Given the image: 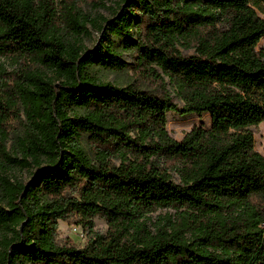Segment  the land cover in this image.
<instances>
[{
	"label": "trees",
	"instance_id": "obj_1",
	"mask_svg": "<svg viewBox=\"0 0 264 264\" xmlns=\"http://www.w3.org/2000/svg\"><path fill=\"white\" fill-rule=\"evenodd\" d=\"M118 2L97 22L74 4L0 0L11 66H0V264H264V157L251 131L264 122V0ZM87 26L100 35L91 51ZM115 40L171 92L161 79V95L104 81L131 70ZM169 112L207 114L210 127L176 142ZM160 209L176 215L150 229ZM73 216L89 231L102 217L107 234L60 246L57 224Z\"/></svg>",
	"mask_w": 264,
	"mask_h": 264
},
{
	"label": "rangeland",
	"instance_id": "obj_2",
	"mask_svg": "<svg viewBox=\"0 0 264 264\" xmlns=\"http://www.w3.org/2000/svg\"><path fill=\"white\" fill-rule=\"evenodd\" d=\"M100 5L98 8L96 0H53V2L56 5V8L58 10H62L64 6H70L71 4H74L82 14L87 16L91 20H95L97 22H100L101 18L110 20L113 18L112 13L114 11H118V5L120 3L118 0H98ZM122 9L126 10L125 14H128V8H126V5L124 4ZM121 9L119 10V12ZM131 22H137L139 19V10L136 7L131 8ZM259 17L264 18L263 14H259ZM88 30V36L84 37L82 39L83 47L87 51H91L94 49L96 43L100 39L99 33H97L96 30H92L90 26H87ZM135 32V29L133 30ZM133 39H136V36L133 34ZM116 50L117 54L121 61H123L126 64H129L131 67L130 69H133V72L130 70L128 73L121 72L116 74H100L102 76V79L106 82H109L113 85L119 86L121 88L126 87L127 85H133L136 88L141 89L145 92L155 93L156 95H161L164 90H162V81L165 84V91L168 93L171 92L170 87L168 86L169 82L166 78L162 77V74L158 72L159 80L158 78H152L150 76H143L139 73L134 71L135 65L133 64L134 61L132 57L130 56L129 52H126L123 46L121 45L119 40H115ZM264 47V39H262L257 47V50ZM179 52L183 56H192L194 54V51H187L180 50ZM0 66H3L4 69H6V72L9 74L11 73V66L8 62L3 61L0 59ZM171 98L173 99L174 104L177 106L182 105L181 101L178 99V97L175 96V94H171ZM167 125H166V131L170 139L181 142L186 134H188L193 128L195 127H203L204 129H209L210 127V118L207 114H204L203 117H196L195 115H187L185 118L180 117L177 114L174 113H167ZM251 131L254 134V142L255 151L264 157V122L261 123L256 128H251ZM133 135V134H132ZM114 166L118 167L120 164L118 161H112L111 162ZM160 167L167 168L168 174L171 176V180L175 183H179L178 176L172 172L169 171L171 164L168 162L160 161ZM22 176L23 180L26 182L28 180L27 174L23 173ZM176 211L173 209H160L155 211L154 213L149 215V223L148 226L150 229H152V225L158 223L161 221L163 224H165V220L167 218H174ZM176 221V220H175ZM88 226L77 216H73L69 218L67 221H59L57 224V235H56V241L60 246H67V247H73L76 249H83L87 246L89 243V240L92 238L91 235H99L104 237L107 234L108 231V225L106 221L100 217L96 216L91 221V231H89Z\"/></svg>",
	"mask_w": 264,
	"mask_h": 264
}]
</instances>
